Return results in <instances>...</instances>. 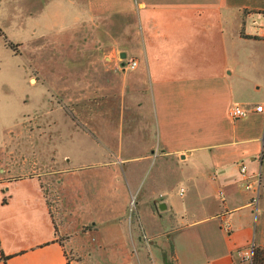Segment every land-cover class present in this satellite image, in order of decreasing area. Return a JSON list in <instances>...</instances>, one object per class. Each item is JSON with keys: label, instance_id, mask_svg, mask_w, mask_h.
<instances>
[{"label": "crops", "instance_id": "1", "mask_svg": "<svg viewBox=\"0 0 264 264\" xmlns=\"http://www.w3.org/2000/svg\"><path fill=\"white\" fill-rule=\"evenodd\" d=\"M49 1L30 0L29 6L46 7ZM81 1L88 7L73 18L61 17L69 24L59 46L67 82L61 86V79L46 77L47 87L61 86L77 114L78 127L60 131L68 162L60 174L68 182L59 205L68 222L55 223L38 174L10 183L0 177V264L154 263L153 255L133 251L127 211L113 205L115 194L122 191L128 203L142 185L152 202L139 216L142 227L148 233L159 220L169 223L173 253L162 264H228L255 233L254 198L259 196L264 211V111L256 110L264 104V0ZM57 23L58 17L50 30ZM106 23L124 27L109 29ZM133 58L138 65L129 69ZM45 67L51 72L58 65ZM55 97L46 96L49 112ZM235 104L250 108L248 115L233 118L229 110ZM183 162L193 169L184 174L181 195L189 191V199L198 202L178 206L169 196L166 170ZM159 163L160 172L149 182ZM93 169L100 176L110 172L109 185L95 201L109 197L112 202L103 208L72 189ZM123 182L126 189H119ZM82 224L90 226L83 233ZM68 235V241L60 237ZM87 242L93 252L86 251ZM253 244L264 247V239Z\"/></svg>", "mask_w": 264, "mask_h": 264}, {"label": "rangeland", "instance_id": "2", "mask_svg": "<svg viewBox=\"0 0 264 264\" xmlns=\"http://www.w3.org/2000/svg\"><path fill=\"white\" fill-rule=\"evenodd\" d=\"M44 1L47 2L48 0ZM72 1L73 0H50L48 2L49 6L30 7V0H4L3 4L6 6L0 7V177L4 179L11 178L10 181H7L9 183L13 182L15 177L33 175L35 173L33 170L38 171L41 169L44 174L46 172H51L52 165L45 167L42 166V164H44V162H42V164L38 163V166H36L32 161L29 159L27 160L31 155L30 153L33 154L31 145L35 143V141H31L30 132L32 129H36L40 133H47V128L52 127L54 132H59L60 130L61 133L67 134L69 130H75L78 127L77 114L70 109V104L67 103L64 98L66 92H63L61 88V86L65 85L67 80L61 78L64 72L61 67L64 55H62L63 49L59 46L60 42L67 37L66 32L69 29L67 28L69 24H63L61 22V17L68 16L70 18L72 16L73 18V16H77V12L84 7H88L89 2L76 0L72 3ZM38 11L42 12L38 13ZM56 17L59 18L60 23H57L58 27L56 26L55 29L50 30ZM36 21L38 25H35L37 23ZM87 24L90 25L89 23ZM105 25L108 26L109 29L124 27V23L122 26L120 24L109 23ZM120 31V29H117V32ZM88 32L89 30H87V34ZM54 51H59L60 54H54ZM46 64L50 66L48 67L49 70H51V67L54 65H58V68L50 72L46 70ZM49 74L51 75L49 76ZM46 77L47 80L49 79L50 81H52V78H54V80L61 79V81L57 80L61 86L54 87L53 89L47 87ZM42 83H44V85ZM77 93L78 92H75V94ZM46 95H48L49 98L56 96L53 104V112H49L48 109H46V104L48 105V101L45 100ZM39 102L40 105L39 108H37ZM36 108L38 117L35 119V123H31L32 120H30L27 115L31 114ZM19 138L21 139L20 141ZM50 138H52L51 141L53 144L57 141L59 142L57 146L55 145V149H57L58 154L61 155L63 147L59 148V145L63 140L61 141L56 134L52 135ZM51 141L49 140V142ZM18 142H20V144H18ZM42 142L43 144H40ZM45 142L47 141L44 136L42 137V141H40V139L38 140L37 156L40 158L45 157ZM24 143L27 146H24ZM61 157L63 160V155ZM62 165L63 164L60 162L58 169H61ZM161 167L162 165L160 163L154 167L152 174L149 176V182L158 175ZM104 169L108 171V168ZM192 169L193 165L183 162L182 164L172 165L166 170L167 182L172 184L168 193L169 196L172 197V201L178 206H183L186 202H191V204H196L198 202L197 199H189V191L181 195V188H186L184 174ZM58 177L60 176H54L52 182L43 181L42 186L45 187L44 189H49L50 186H52L49 190L52 216L56 224L63 225L68 222V219L66 215L63 214L64 212L62 208H60L61 205H59L60 198L65 192H62V188H60V184L57 181ZM148 184L149 183H147V185ZM118 187L119 189L120 187L121 189H126L124 182L119 184ZM103 191L105 192V188ZM106 191H108V188H106ZM147 191V186L142 185L135 193V199L128 203H126L125 197L122 196V191L118 192V194L114 195L116 200L114 197L113 205L114 208L117 207L120 209V213H124L128 208L127 212H125L126 219H129L127 223L129 229L127 228V232L129 238L134 241L137 248H133V251L135 253L137 252V254L139 253L141 257L142 255H146L152 258L153 255L154 263L152 264H162L161 261L170 258L173 253L171 233L168 232L170 227L169 223L164 219L159 220L158 222L160 223L154 226V228H152V226L149 227L148 233L145 228L142 227L143 220L141 221V217L139 216L141 213H146L148 209H150L152 203L146 196ZM129 196L131 198V195ZM162 197L157 196L155 199L159 201L164 199ZM108 198L109 197H106L102 200L97 199L95 205L101 203L99 205L102 206L101 208L105 205L108 206V203L112 202ZM4 199H6V197H4ZM258 202V208L255 213L258 215L259 222L250 240V245L253 244V240L256 243H260V241L264 239V211L262 210L261 200L259 201L258 199ZM69 209H66V211L72 214V211ZM156 210V212H159V209ZM150 214L149 218L158 220V218L151 217ZM193 215L195 214H190L188 218L193 217ZM178 217H174L172 222L173 226L178 222ZM145 218L147 219L148 217L145 216ZM86 227H88V225ZM89 228L90 226L88 229ZM81 231V233H83L85 230ZM60 237L62 240H69L67 239L69 235ZM141 238L144 240L142 244L139 242ZM84 247H86V251L93 252L91 242L85 243ZM74 248L77 249V245L72 249ZM77 250L76 252H78ZM70 255L73 256V254ZM100 258L101 256L99 259ZM101 259L108 260L106 255ZM141 259L144 260L146 258ZM137 264L145 263L137 260Z\"/></svg>", "mask_w": 264, "mask_h": 264}, {"label": "flooded vegetation", "instance_id": "3", "mask_svg": "<svg viewBox=\"0 0 264 264\" xmlns=\"http://www.w3.org/2000/svg\"><path fill=\"white\" fill-rule=\"evenodd\" d=\"M42 84L44 85V83H42ZM46 96H48V95H46ZM40 102L38 103V107L37 108H39ZM46 106H47L46 109H48V105L47 104H46ZM37 108L31 114L27 115V116H29L30 120H32L31 123H35V119L38 117ZM54 134L59 136L60 140L62 141V134H60V130H59V132H54L53 129H48L47 128V133H40L36 129H32L31 130V132H30L31 141L32 142L35 141V143H33L31 145V147L33 149V154L30 153L31 155H30L29 158H27V160L29 159L36 166H38V163L42 164V162H44V164H42V166L49 167V166L52 165V169H51V172H49V173L46 172L45 173L46 175L41 171V169H39V170L37 169L38 171L33 170V171H35V173L33 175H31V176H26V177H34L36 174H38L40 179H41V183L43 184V181L52 182L53 177L56 176V175H59L60 177L57 178V181L60 184V188H64V189L67 190V187H65L66 182H68L67 176L63 175V174H60V173H64L65 171H63L62 169L61 170L58 169V167H59L60 162L62 164H65V163L67 164L68 162L65 161L64 159L62 160L61 159L62 158L61 157L62 156V152H61V155H59L57 149H55V145L57 146V144L59 142L57 141L55 144L52 143V141H51L52 138H50V137H52V135H54ZM43 136L45 137V140L47 141V142L44 143L45 146H46V149H45L46 152L44 153L45 157L44 158H40V157L37 156V153H38L37 146H38V140L40 139V141H42V137ZM20 140L21 139L19 138V141ZM49 140L51 142H49ZM18 144H20V142H18ZM40 144H43V142L40 143ZM24 146H27V145L24 143ZM60 147H62V144L59 145V148ZM55 162H57V163H55ZM94 170H96V169H93V171L89 170V171H91L90 172L91 176H89L87 179H84V181L81 182V185L78 184V187L76 185H74V187L72 188L73 190H75L76 188H77V190L80 189L78 195L83 197V199H85L86 203H89V205H92L93 203H95L97 196H99V191L101 190V188L103 189V188L108 186L107 185L108 175H110V172H107V174L105 175L106 171L103 170V172H105V173H103L102 176H100L99 172L97 171L95 173ZM90 173H88V174H90ZM15 178L19 179V178H22V177H15ZM67 186H69V188L72 187L70 185H67ZM44 188L45 187H43L42 189L44 190L46 196L48 197L47 201H48L49 205L51 206V201H50V198H49V190L52 188V186H50L49 189L48 188L44 189ZM62 191H64V190L62 189ZM82 201L84 202V200H82ZM87 210H88V208L82 209L81 213H83L84 211H87ZM127 210H128V208L125 211H127ZM91 211H93L92 208H91ZM81 226H82L81 230H85L84 232H86L88 227H89V225H88V227H86L87 226L86 224H82Z\"/></svg>", "mask_w": 264, "mask_h": 264}, {"label": "built area", "instance_id": "4", "mask_svg": "<svg viewBox=\"0 0 264 264\" xmlns=\"http://www.w3.org/2000/svg\"><path fill=\"white\" fill-rule=\"evenodd\" d=\"M137 65H138V60L133 58L127 62L126 67L129 69H134L137 67ZM256 110L257 111H264V104H258L256 106ZM249 112H250V108L244 107L241 104H235L229 110L230 115L235 119L245 117L248 115ZM241 173H242L243 178H245L247 180V183L245 186L249 189L252 188L253 184L249 180V178L247 177V166L245 164H242V166H241ZM257 200H258V198L253 199L254 202H256ZM225 227H226V229H229V228H231V224L228 222L225 225ZM254 257H255V245L252 244L250 246H247V247L239 250L237 257L233 258L228 264H253Z\"/></svg>", "mask_w": 264, "mask_h": 264}, {"label": "trees", "instance_id": "5", "mask_svg": "<svg viewBox=\"0 0 264 264\" xmlns=\"http://www.w3.org/2000/svg\"><path fill=\"white\" fill-rule=\"evenodd\" d=\"M253 264H264V247L263 246L255 245V257H254Z\"/></svg>", "mask_w": 264, "mask_h": 264}, {"label": "water", "instance_id": "6", "mask_svg": "<svg viewBox=\"0 0 264 264\" xmlns=\"http://www.w3.org/2000/svg\"><path fill=\"white\" fill-rule=\"evenodd\" d=\"M121 57H122V58H126V57H127L126 52H122ZM166 207H167V206H166L165 203H162V204L159 206L160 209H165Z\"/></svg>", "mask_w": 264, "mask_h": 264}]
</instances>
